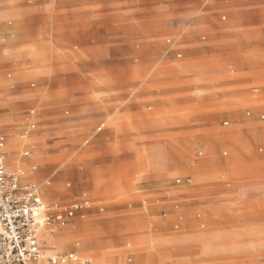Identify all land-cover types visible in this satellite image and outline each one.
<instances>
[{
  "label": "rangeland",
  "instance_id": "374dc122",
  "mask_svg": "<svg viewBox=\"0 0 264 264\" xmlns=\"http://www.w3.org/2000/svg\"><path fill=\"white\" fill-rule=\"evenodd\" d=\"M15 4L28 32L0 61L11 52L28 61L20 85L7 89L26 101L14 108L18 131L29 110L37 125L7 143V152L34 158L12 167L37 165L31 180L48 202L92 201L52 240L54 252H76L80 260L67 264H264V80L231 85L255 77L231 69L196 88L192 73L223 59L194 58L214 46L205 26L195 34L189 26L202 13L183 14L182 0ZM250 56L264 61L262 52ZM12 79L0 78L1 92ZM251 88L260 92L233 107L197 103Z\"/></svg>",
  "mask_w": 264,
  "mask_h": 264
},
{
  "label": "crops",
  "instance_id": "0c3cea01",
  "mask_svg": "<svg viewBox=\"0 0 264 264\" xmlns=\"http://www.w3.org/2000/svg\"><path fill=\"white\" fill-rule=\"evenodd\" d=\"M185 4L181 7V12L183 14L193 13V12H201L202 16L197 17L195 20L190 21V27L193 28V33H197L198 28L201 26H205L207 30L212 33L208 38L211 42L214 43V46H206L201 47L195 51L194 58L197 60H207L213 57L223 58L221 61H210L209 65L213 66V69L208 71L205 74H195L192 73L191 80H194L198 85L196 88L198 89H206L207 86L202 83L203 79H208L211 77L222 78L226 75L231 74V69L237 70L243 73H255L254 78H244L242 80L231 81L228 84L237 85V84H250L254 81L264 80V61H256V57L250 56V53L262 52L264 53V0H182ZM15 0H0V59L4 58V50L7 48L6 46H10L12 50L16 49L18 45L23 42H18L20 39V35L27 33V24L24 20V14L19 13L14 5ZM226 19H228L227 22ZM222 20V22H221ZM201 40H205L206 36L200 37ZM198 38V41H200ZM188 43L196 41L197 38L195 36L188 37ZM209 41V42H210ZM200 43V42H199ZM15 52L10 53L9 58H5L6 61H0V78L7 76L8 80H11L12 75L16 78L8 82L5 85L6 90L4 92L0 91V94H11V97H5L0 101V137L4 139V146L1 149L2 152L6 156V161L8 168L14 171H22L24 172L23 181L35 183L34 180V172L37 169V165L30 164L28 170H23L21 166L12 167L13 163L18 160V164L20 165V160H34L30 151H23L20 154V157H17V153H9L6 151L7 143L10 147L12 144V140L14 136L13 133L28 134V131L33 130L30 128L32 123L37 125L35 120V111L29 110L27 113L28 123L26 126L18 129L14 125V122L21 118L23 115L20 113H14V108L18 105L20 107L26 106V101L24 99L23 94L21 93V89H7L11 86L20 85L21 79L20 75L24 73V66L27 65L28 61H12V58L15 57ZM203 66L206 61H197ZM233 73V72H232ZM260 73H263L260 76ZM222 86L226 83H221ZM18 87V86H17ZM250 91V92H249ZM264 92V89L262 90ZM260 92L259 88H251L248 92H237L233 91L228 94L224 93H215L213 95L207 96L197 102V100L193 102H197L200 104H210L214 102V104L218 107H233L236 104V99L242 97L243 95L258 94ZM191 103V102H190ZM234 113L233 110H225L224 113ZM246 116H251V111H246ZM104 119V118H103ZM260 120H264V114L260 115ZM227 123L228 122H224ZM223 123V124H224ZM17 130V131H16ZM100 130V129H99ZM5 133V134H3ZM16 138V137H15ZM20 138V137H19ZM23 138V136H22ZM246 139L252 140L253 138L249 133H246ZM121 140V139H119ZM124 140V139H122ZM109 144V143H107ZM40 150L45 154L44 150H42V146H40ZM24 152H28L29 156L25 157L23 155ZM32 167H35V170H32ZM106 167V166H104ZM150 179V176L146 177ZM156 178V177H154ZM33 179V180H31ZM103 179L108 181L110 177L108 175H104ZM36 184V183H35ZM49 186V182L47 183ZM110 184L106 182L102 188H109ZM46 193L40 189V193L43 201L46 204H60L63 207H68L75 202L83 199H87L90 202V207L92 204L91 199L86 195L82 194L77 197L72 203L69 205H64L60 202H48L45 199ZM236 194L238 195V200H240L241 196L244 192H241L237 189ZM88 207V208H90ZM88 208H85L86 210ZM84 209L77 211L76 213L82 212ZM75 213V214H76ZM75 214L73 217H75ZM72 217V218H73ZM71 218V219H72ZM68 222H70V220ZM62 230V227L59 228L56 233L53 235H48L46 238L49 239L48 250L51 253L54 252L55 246L52 244V240L58 235V233ZM77 254L76 252H73ZM65 254V253H61Z\"/></svg>",
  "mask_w": 264,
  "mask_h": 264
},
{
  "label": "built area",
  "instance_id": "2783aa9c",
  "mask_svg": "<svg viewBox=\"0 0 264 264\" xmlns=\"http://www.w3.org/2000/svg\"><path fill=\"white\" fill-rule=\"evenodd\" d=\"M3 146L0 137V264H67L80 260L75 253L47 255L46 237L65 226L77 211L90 207V202L83 199L68 207L46 204L39 187L22 180L24 172L8 168Z\"/></svg>",
  "mask_w": 264,
  "mask_h": 264
}]
</instances>
